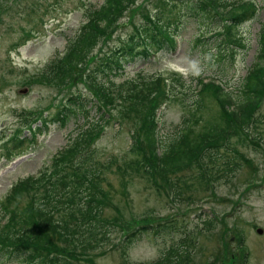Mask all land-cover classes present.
Masks as SVG:
<instances>
[{
    "label": "rangeland",
    "instance_id": "rangeland-1",
    "mask_svg": "<svg viewBox=\"0 0 264 264\" xmlns=\"http://www.w3.org/2000/svg\"><path fill=\"white\" fill-rule=\"evenodd\" d=\"M103 1L0 0V202L19 180L50 170L59 150L78 133L80 126L74 121L65 127L51 124L31 143L26 138L29 130L25 123L49 118L73 92H91L80 75L82 69H77L80 73H75L74 78L73 72L51 82L41 72L49 60L65 54L68 40L76 36L86 21L89 6ZM154 1L137 0L116 25L103 31L104 35L90 52L91 59L103 55L109 46H115L134 32L145 19V13L159 5ZM224 1L230 4L250 1V7L258 9L253 19L234 28L239 40L228 47L232 54L227 59L216 56L214 38L197 45L199 38L207 36L206 23L185 18L176 35V52H159L148 61L127 63L122 74L112 77L118 89H133L134 80L142 74L160 79V88L152 96L156 100L148 107L156 111L162 134L172 133L186 111L185 104L174 96L183 89L174 80L176 75L187 83L215 78L234 90L260 59L264 44V0ZM89 63L83 66L88 68ZM164 88L166 93L162 92ZM208 97L202 111L204 119L219 109L211 92ZM114 106H108L106 119L114 117H110L104 132L94 142L97 159L104 166L99 182L105 197L103 215L112 225L110 233L78 244L74 236L50 231L42 241L59 252L73 251V255L80 257L78 264L162 262L169 249H184L187 242L190 247L180 264H264V95L250 136L242 134L231 139L230 155L218 158L220 170L207 183H200L195 170L183 171L181 174H185L182 176L189 186L184 188L181 200L175 201L161 178L149 179L139 167L132 166L129 152L132 130L141 127L140 121L145 122L149 115L147 107L143 110L138 104L131 105L130 110L135 113L132 110V116L128 117L127 107L120 115V109ZM82 123L83 119L78 121V125ZM204 126L205 121L198 122L196 131ZM22 138L25 142L19 144ZM226 159H233V167L223 165ZM28 194V187L17 190L11 208L22 209ZM170 219L177 220L176 231L151 232L127 248L122 247L126 234L140 223ZM0 264L12 262L0 259Z\"/></svg>",
    "mask_w": 264,
    "mask_h": 264
},
{
    "label": "trees",
    "instance_id": "trees-1",
    "mask_svg": "<svg viewBox=\"0 0 264 264\" xmlns=\"http://www.w3.org/2000/svg\"><path fill=\"white\" fill-rule=\"evenodd\" d=\"M156 1L159 5L145 13V19L134 32L115 46H109L95 59H91L90 52L104 35L103 31L116 25L137 0H104L100 5L91 4L86 21L76 36L68 40L65 54L53 57L43 67L41 76L49 82L73 72L74 78L80 73L77 69H82L83 74L80 75L85 78L91 92H73L49 118L25 123L29 130L26 138L31 143L51 124L65 127L74 121L80 127L76 136L59 150L50 170L19 180L1 200V261L9 260L12 264H78L79 255H73V251L53 250L42 240L52 231L65 237L74 236L78 244H86L87 240L110 233L112 225L103 215L105 197L99 182L104 166L97 159L94 147L96 138L104 132L110 117H114L111 115L106 119L108 106L115 104L120 115L127 107L128 117L132 116L131 105L138 104L143 110L147 107L149 115L145 122L140 121L141 127L132 130L129 149L132 166L139 167L149 179L161 178L173 201L181 200L184 188L189 186L182 176L185 174H181L183 171L195 170L200 183H207L213 173L220 170L218 158L230 155L232 148L228 143L231 139L242 134L250 136V128L255 124L256 112L264 95V44L261 45L260 59L234 90L227 88L222 80L211 78L204 81L199 78L187 83L175 73L174 80L183 89L175 92L174 96L185 104L186 111L172 133H161L156 111L152 112L148 107L156 100H152V96L160 88V79L142 77V74L134 80L133 89L115 86L112 77L122 74L127 63L139 59L148 61L159 52L174 53L178 48L176 34L185 18L207 24V36L199 38L197 45L214 38L217 42L215 54L224 60L232 54L228 47L239 40L234 28L258 13V9L250 7V1L230 4L224 0H155L153 3ZM88 63V68L83 66ZM171 91H174L172 80ZM162 92L166 93L165 88ZM209 92L219 109L204 119L202 111ZM81 119L83 123L78 125ZM202 120L205 121L204 128L196 131L195 126ZM139 130L141 136L138 135ZM18 142L24 143L25 140L22 138ZM19 144L16 145L19 147ZM220 147L224 149L222 152ZM233 163V159H226L223 165L231 168ZM26 187L29 194L23 208H11L14 193ZM178 227L175 219L140 223L126 234L122 247L127 248L128 244L145 234H168ZM186 244L188 247L184 249H169L162 257L164 261L157 260L152 264H167V259L168 264H180L190 247L188 242Z\"/></svg>",
    "mask_w": 264,
    "mask_h": 264
},
{
    "label": "water",
    "instance_id": "water-1",
    "mask_svg": "<svg viewBox=\"0 0 264 264\" xmlns=\"http://www.w3.org/2000/svg\"><path fill=\"white\" fill-rule=\"evenodd\" d=\"M259 232H263V230H262V229H260V230H259Z\"/></svg>",
    "mask_w": 264,
    "mask_h": 264
}]
</instances>
